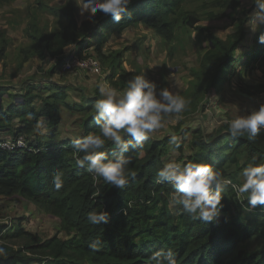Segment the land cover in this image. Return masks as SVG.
Segmentation results:
<instances>
[{
	"label": "trees",
	"instance_id": "trees-1",
	"mask_svg": "<svg viewBox=\"0 0 264 264\" xmlns=\"http://www.w3.org/2000/svg\"><path fill=\"white\" fill-rule=\"evenodd\" d=\"M9 1L0 0V3ZM187 1L132 0L117 23L111 15L102 12L79 22L75 1L68 0L61 9L65 18L61 27L51 31L37 25L31 27L28 31L31 41L21 48L22 58H53L49 69L52 75L68 58L90 55L83 50L89 46L91 32L113 24L121 31L137 21L171 41L182 19L191 26L199 20L196 12L186 8ZM200 1L203 5H207L204 3L207 1L209 6L235 9L241 0ZM261 35H264V22L255 34L251 49L235 58L238 43L245 36L242 22L225 38L210 34L209 45L201 54L200 68L193 70L195 79L189 88L190 101L201 99L211 89L219 90L225 78L237 71V64L246 68L264 67ZM72 45L76 49L66 53V48ZM96 48L102 60L112 57L106 75L109 81L115 86H126L132 74L121 66V51L109 57L99 46ZM3 51L4 46H1L0 57ZM54 87L40 92L33 83L19 96L8 93L12 99L7 105L2 104L6 90L0 87V136L15 141L21 135L27 143L13 149L0 147V194L21 196L57 216L68 236L40 240L19 221L8 227L0 222V248L6 252L5 256H0V264H149L153 252L169 249L174 252L177 264H264V206L251 208L246 199L243 203L237 201L230 186L222 199L223 208L217 222L192 219L180 206L174 209L169 205L168 196L174 189L167 182L157 184L155 177L165 163L170 134L161 138L150 135L142 149L126 154L132 158L128 167L135 175L128 177L124 188L116 189L103 180L94 182L92 175L75 163L73 139H59L55 130L60 120L59 105L63 104L81 114L80 138L97 132L93 116L94 104L100 96L83 94L82 98L73 99L65 86L57 83ZM260 87L264 91V83ZM43 116L48 117V125L52 126L49 133L40 129ZM189 130L177 126L174 133L180 137L177 159L182 163H209L234 183L242 181L239 172L254 157L258 164H264V130L252 141L247 136L232 137L227 123L210 133L194 128L187 140ZM183 147L189 151L185 156ZM106 150L110 158L117 154L111 142ZM240 156L244 157L242 162ZM56 171L63 173L64 186L59 191L53 185ZM103 209L109 212L108 223L91 225L87 214ZM246 211L249 212L246 214ZM94 240L100 241L98 251L89 248Z\"/></svg>",
	"mask_w": 264,
	"mask_h": 264
},
{
	"label": "rangeland",
	"instance_id": "rangeland-1",
	"mask_svg": "<svg viewBox=\"0 0 264 264\" xmlns=\"http://www.w3.org/2000/svg\"><path fill=\"white\" fill-rule=\"evenodd\" d=\"M74 1L79 22L88 19L87 13L80 14L79 6L76 0ZM65 3L66 0H11L0 3V47L4 46L0 57V87L6 90V93L2 95L3 105H7L12 99L7 95L8 93L19 96L33 83L37 85L36 90L40 92L47 91V87L53 90L58 83L65 86L67 94L73 99H80L83 94L90 96L99 94L97 88L99 83L122 90L125 86H115L106 77L112 57L109 60H102L97 46L109 57L116 51H121V66L126 72L131 73L132 77L144 74L147 79L157 84L158 90L168 87L190 99L189 88L191 81L195 79L193 70L200 68L201 54L209 45V35L216 34L225 38L242 22L245 36L235 50L236 58L251 49L255 43V34L263 23L256 21L253 11L255 6L251 0H241L235 9L209 6L207 1H204L207 5H203L200 0H188L186 8L196 12L199 20L191 26L182 19L181 24L174 31L173 40H165L142 21L133 22L121 31L118 30L117 24H113L112 27L91 32L88 36L89 46L83 50L90 54L88 56H94L99 60L98 72L91 73L73 66L70 69L61 67L58 72L50 75L49 69L54 63L53 58L32 56L23 60L21 48L30 44L28 31L32 26L37 25L44 31H51L65 23L61 12ZM214 15L216 17H212ZM75 49L76 46H69L66 48V53H71ZM235 67L237 71L225 78L219 90L207 91L201 99L191 102L179 117L175 114L165 117L164 127L153 132L151 136L161 138L167 134H174L178 126L190 129L187 135L188 140L194 128L199 127L204 133L214 132L226 124L225 121L258 107L261 101L260 96L262 98L261 93L264 92L260 87L264 83V67L246 68L239 67L238 64ZM33 104L37 106V102ZM59 108L60 120L55 130L58 132L57 137L59 139L78 138L79 132L82 133L81 114L69 110L63 104H60ZM39 124L44 133L52 130L46 116L40 118ZM183 148L185 156L189 151L186 147ZM178 154V149L173 151L169 147L168 153L164 156V162L169 159L181 162L177 159ZM242 160L244 157L240 156V161ZM232 168L233 166H230V169ZM247 212L249 211H246V214ZM18 221L26 231L36 234L40 240L51 236L60 238L68 236L61 229L57 216L44 211L21 196L0 194V222L6 223L8 227Z\"/></svg>",
	"mask_w": 264,
	"mask_h": 264
},
{
	"label": "clouds",
	"instance_id": "clouds-1",
	"mask_svg": "<svg viewBox=\"0 0 264 264\" xmlns=\"http://www.w3.org/2000/svg\"><path fill=\"white\" fill-rule=\"evenodd\" d=\"M132 0H76L80 14L89 18L97 12L111 15L119 22ZM67 3V0H66ZM257 22H264V0H251ZM264 43V35L259 37ZM80 67H84L83 64ZM100 98L94 104L93 119L97 132H89L82 138L72 140L73 155L78 167L86 169L94 182L103 180L116 189H122L129 176L135 172L129 169L132 158L130 150L138 151L150 135L164 127L165 117L183 113L191 103L168 87L157 89V84L145 77L135 75L127 81L122 90L99 83ZM232 137L247 136L255 140L264 130V102L243 115L225 121ZM111 142L117 154L110 158L107 144ZM169 144L173 151L181 147L180 139L170 134ZM242 181L234 183L226 178L219 169L211 164L199 161L182 163L169 159L156 173L157 184L167 182L174 191L168 196L171 207L180 206L192 219L217 222L223 208L222 199L229 186L236 194V200L243 203L246 199L251 208L264 206V164H258L254 157L239 173ZM56 191L64 186L63 173L56 171L53 176ZM91 225L107 224L109 212L106 209L90 211L86 217ZM100 241L89 244L92 251H98ZM6 252L0 248V256ZM149 264H177L174 252L156 251L149 257Z\"/></svg>",
	"mask_w": 264,
	"mask_h": 264
},
{
	"label": "built area",
	"instance_id": "built-area-1",
	"mask_svg": "<svg viewBox=\"0 0 264 264\" xmlns=\"http://www.w3.org/2000/svg\"><path fill=\"white\" fill-rule=\"evenodd\" d=\"M83 64L84 67H80V65ZM99 60L94 57V56H87V57H73V58H68L67 60H65L62 68L63 69H70L73 66H76L77 69L80 70H87L91 73H96L98 72L99 69ZM262 98L260 96V103L264 102V92L261 93ZM27 143L26 141L23 139V136L19 135L17 136V138L15 139V141H13L11 138L9 137H2L0 136V147L2 148H7V149H13L15 147H24L26 146Z\"/></svg>",
	"mask_w": 264,
	"mask_h": 264
}]
</instances>
